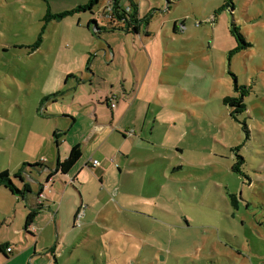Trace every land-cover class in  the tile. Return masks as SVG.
<instances>
[{
  "label": "rangeland",
  "instance_id": "1",
  "mask_svg": "<svg viewBox=\"0 0 264 264\" xmlns=\"http://www.w3.org/2000/svg\"><path fill=\"white\" fill-rule=\"evenodd\" d=\"M88 1L0 0V173L37 190L73 141L84 154L49 179L36 239L22 231L26 202L0 188V244L12 250L0 264H264V0H135L136 39L92 34L90 21L109 20L101 2L47 20ZM232 25L248 44L237 52ZM107 42L117 50L105 89L85 68L90 56L107 66ZM235 86L248 94L232 114L222 100ZM62 111L78 122L56 147L64 122L50 114ZM95 124L117 134L116 148H100L102 134L82 141ZM108 158L107 173L79 170Z\"/></svg>",
  "mask_w": 264,
  "mask_h": 264
},
{
  "label": "trees",
  "instance_id": "2",
  "mask_svg": "<svg viewBox=\"0 0 264 264\" xmlns=\"http://www.w3.org/2000/svg\"><path fill=\"white\" fill-rule=\"evenodd\" d=\"M99 2L104 3L106 7L109 9L110 14L106 19H109L107 23H105L102 26H99L96 21H90L93 26V35H99L101 32H115V31H121L128 34H134L138 35L140 34L141 30V24L142 21L138 17L137 12V6L135 4V0H89L86 5L78 6L74 10L70 12H63L61 14L55 15V16H49L47 17V20H56V19H62L66 16H69L71 14L85 12V11H91L93 5L98 4ZM89 27V24L88 26ZM177 28L176 24L174 25V30ZM230 34L234 38V40L238 43L237 47L235 48L234 52H237L239 50H242L248 46V44L245 43V40L243 36L240 34L239 29L237 26L232 25L230 29ZM43 33V32H42ZM41 33V35H42ZM37 39L34 46L32 47V51L37 49L42 41V37ZM145 35L148 36L149 33L145 32ZM91 56L88 59L87 62V70L88 66L90 64ZM68 79V78H67ZM240 90V93L237 98H224L222 102L225 105L230 106L233 113H242L245 110V104L243 102L244 96L248 94V91L241 87L238 88L235 86V91ZM109 100H106V106ZM58 135L56 133L53 134V137H57ZM56 144V142H55ZM81 158V150L79 146H73L69 152L67 157L62 161L57 163L55 170L53 174H49L48 179L49 180L54 174L60 173L62 175H67L70 173V171L77 165ZM243 159L240 156H237L236 163L232 166V170L237 172L239 167L242 166ZM15 179H18L22 183V190L16 188L10 179V176L7 172L0 173V188H4L7 190L12 196L17 197L19 200H24L27 193H30V187L29 184L26 183L23 178L20 176V173H15L13 175ZM40 210H42V206H36L34 209H30L27 213L25 220H24V233L30 234L28 229L33 224L34 219L38 216ZM9 248L8 244H1L0 245V253L8 259L6 254H9L6 252V249Z\"/></svg>",
  "mask_w": 264,
  "mask_h": 264
},
{
  "label": "crops",
  "instance_id": "3",
  "mask_svg": "<svg viewBox=\"0 0 264 264\" xmlns=\"http://www.w3.org/2000/svg\"><path fill=\"white\" fill-rule=\"evenodd\" d=\"M147 33H149L148 31H146ZM117 34H120L119 36H125V37H131L132 35L131 34H128V33H124V32H117V33H113V34H110V36H113L112 38H116L115 36L117 35ZM133 38H135V37H140V34H138V35H133L132 36ZM131 37V38H132ZM136 39V38H135ZM107 50L104 52V57H106V61H108V60H110L108 63H107V66H104V64H102V65H96L95 64V60H97L98 58H97V56H91V59H92V57H93V61H92V63H91V60H90V63H91V65L90 66H88V69L89 70H87V68H85L86 69V74L88 75H86V77L87 78H89V82L90 83H93L94 82V80H97L98 81V83H100V84H102L103 85V88H105V89H107L108 87H111L112 86V84H111V82L105 77V75H106V73L108 72V70H109V67H110V65H111V63H112V61L114 60V57H115V51L117 50L116 48H114V46L111 44V42H107ZM126 45L129 47V43H126ZM128 47H127V51L129 50L128 49ZM105 49V48H104ZM139 51H141V50H133V56H134V58H136V55H137V53L139 54L140 52ZM131 56V55H130ZM133 58V59H134ZM112 60V61H111ZM131 65L133 66V63L131 62ZM104 66V67H103ZM96 67H102V70L101 69H97ZM104 73V74H103ZM84 80V79H83ZM85 81V80H84ZM110 100V99H109ZM108 106V105H107ZM110 109H112V108H110ZM130 110L129 109H127V110H119V111H117L116 110V113L115 112H113V114H111L112 116H111V118H112V122L115 120V119H119V122H120V120H121V118H122V120H124V119H126L127 117H129L130 116ZM50 116H54V118H57V119H59V120H61V121H63L64 122V125L61 127V128H57V129H54L53 130V133H52V136H53V134L54 133H56L58 136L57 137H53L54 138V142H56V147H58V140H59V138H61V136H63V137H66V134H68V132L72 129V127L74 126V125H76L77 124V122H78V119L77 118H75L74 116H73V114H71V112H69V111H62V113L61 114H57V115H55V114H50ZM132 116V115H131ZM110 127L109 126H107V125H102V124H95L94 126H91V128L87 131V132H85V133H83V140L82 141H85V143H87V142H91L96 136H99L100 134H102L101 136H104L105 135V138H104V140H102V142H101V144L99 145V147L100 148H102V147H104L105 145H107L109 148H116V147H111V146H113V144H111L110 142H116V141H118L119 139H118V136H117V134L116 133H114V132H112V131H110V129H109ZM108 131H110V132H108ZM99 138H101V137H99ZM123 138H124V135H123ZM89 140V141H88ZM122 144L120 145L121 146V149H122V147H123V145H124V143H126L125 142V140L124 139H122ZM63 143H65V141L63 142ZM109 144L111 145V146H109ZM79 146L80 147V150H81V144H80V142H77V141H73L71 144H70V149L73 147V146ZM119 146V147H120ZM69 149V150H70ZM119 150H120V148H118ZM82 151V150H81ZM66 153H68L67 151H66ZM85 153V152H84ZM68 155V154H67ZM65 157H67V156H65ZM82 157H84V154H83V151L81 152V158ZM81 158H80V160H81ZM112 160V161H114L112 158H108L107 160H105V164L103 163V162H99V168H104L103 170H102V172L103 173H107L108 171H107V169H108V167L110 166V165H113L114 164V162H110L109 160ZM80 160H79V162H80ZM63 160H62V158L61 157H59L58 155H57V158H56V165H57V163H59V162H62ZM93 161H97V160H93ZM78 162V163H79ZM77 163V164H78ZM56 165H55V167H56ZM83 167H81V168H79V170H81V169H83L84 167H86V168H90V169H95V168H93L92 167V162L90 161V160H87V161H85L84 163H83V165H82ZM55 167H54V170H55ZM76 167V166H75ZM74 167V168H75ZM110 167H112V166H110ZM115 167H117V165L115 166ZM73 168V169H74ZM73 169L70 171V173L73 171ZM118 169V168H117ZM54 170H52L53 172H54ZM51 171V172H52ZM70 173H68L66 176H68V175H70ZM53 174V173H52ZM57 175L59 174V173H56ZM56 174H54V175H56ZM51 178H54V176H52ZM50 178V179H51ZM70 180H72L71 181V184H75L74 182L75 181H77V174L75 175H73V176H70V178H69ZM26 182V181H25ZM26 183H28V182H26ZM48 183H49V180H47V182H46V186L44 185V186H39V187H37V190H35L34 188H32L31 186H30V184H29V187H30V190H31V192L30 193H27L26 194V196H25V199L24 200H22L23 202H26V208L28 209V211H27V213L29 212V210L30 209H34V206H35V203H36V198H35V201L33 200V197H37L38 196V194L39 193H43L44 195H45V200L43 201V203H42V210H40V212L41 211H44L45 209H46V204H48L49 202H51V198L49 197V196H47V192L49 193V194H53V191H51V187H50V184H49V186H47L48 185ZM51 183H53V180H52V182ZM33 193H36V194H34V196H33ZM14 197V196H13ZM17 198V197H16ZM17 201H20L18 198H17ZM78 210H79V208H78ZM40 212H39V214H40ZM38 214V215H39ZM77 214V213H76ZM25 220V219H24ZM34 225V222H33V224L30 226V228L28 229V231H29V235H31V237H33L34 239H36V237H35V234L37 233V231L35 230V229H33V226ZM23 233H24V224H23ZM25 235H26V233H24ZM3 244H5V243H3ZM6 244H8L9 245V247H11V244L9 243V242H6ZM1 245V244H0ZM11 252H12V250H11ZM10 252V253H11ZM6 256L8 257V254H6Z\"/></svg>",
  "mask_w": 264,
  "mask_h": 264
},
{
  "label": "built area",
  "instance_id": "4",
  "mask_svg": "<svg viewBox=\"0 0 264 264\" xmlns=\"http://www.w3.org/2000/svg\"><path fill=\"white\" fill-rule=\"evenodd\" d=\"M106 6V5H105ZM107 9V12L108 14L106 15V17H108V15L110 14V11L109 9L106 7ZM109 107L113 108L114 107V104H112L110 101L107 103ZM111 163L113 162L111 159L109 160ZM92 167H99V162L98 161H93L92 162ZM72 180H70V183H71ZM45 200V195L41 192L38 194V196L36 197V203H35V206H42V203L43 201ZM82 217V213L80 214V209L77 211V214L75 216V221H78L80 220V218ZM6 252L10 253L11 252V248H7L6 249Z\"/></svg>",
  "mask_w": 264,
  "mask_h": 264
}]
</instances>
